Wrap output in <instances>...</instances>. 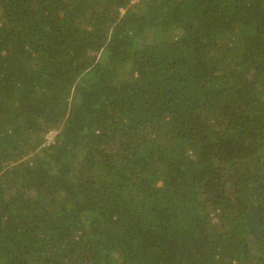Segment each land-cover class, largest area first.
Instances as JSON below:
<instances>
[{"label":"trees","instance_id":"16d2710c","mask_svg":"<svg viewBox=\"0 0 264 264\" xmlns=\"http://www.w3.org/2000/svg\"><path fill=\"white\" fill-rule=\"evenodd\" d=\"M0 264H264V0H0Z\"/></svg>","mask_w":264,"mask_h":264},{"label":"rangeland","instance_id":"374dc122","mask_svg":"<svg viewBox=\"0 0 264 264\" xmlns=\"http://www.w3.org/2000/svg\"><path fill=\"white\" fill-rule=\"evenodd\" d=\"M53 133H54V132H49V134H48V136H47V137H48V140H52L53 135H54Z\"/></svg>","mask_w":264,"mask_h":264}]
</instances>
